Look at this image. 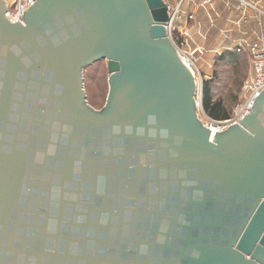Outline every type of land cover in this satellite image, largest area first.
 Instances as JSON below:
<instances>
[{"label": "water", "instance_id": "95a60500", "mask_svg": "<svg viewBox=\"0 0 264 264\" xmlns=\"http://www.w3.org/2000/svg\"><path fill=\"white\" fill-rule=\"evenodd\" d=\"M170 21L165 0H36L23 20L0 0V264H264V91L212 133Z\"/></svg>", "mask_w": 264, "mask_h": 264}, {"label": "rangeland", "instance_id": "374dc122", "mask_svg": "<svg viewBox=\"0 0 264 264\" xmlns=\"http://www.w3.org/2000/svg\"><path fill=\"white\" fill-rule=\"evenodd\" d=\"M12 1L13 0H9L11 3ZM246 1L252 2L253 0ZM228 3H230V5L232 4L233 6L235 5L237 12L239 11V1L228 0V2L224 4ZM258 7L262 9L260 6ZM197 9L202 10L206 16V10L201 8ZM191 24L192 22H190L188 25ZM180 31L182 30L180 29ZM237 31L238 30H235L233 33H230V35H228L229 39L223 37L222 40L224 47L221 48V50L217 53L209 50L213 46L215 47V44H218L216 43L218 40L217 36H213L212 38L209 36L208 38L206 34H202V36L199 34L200 38L202 39L201 42H204V44L197 41H190V49L188 46L184 48V50L187 52H191L196 48H199L203 52V55L194 60V63L199 69L201 75L200 78L202 79V84H200L202 97L204 84L206 82H210L214 98L216 100H221L227 108V112L229 114V117H227L228 119L235 116L244 104L245 99L243 86L246 80H248L252 75L251 56L247 53H237L235 49L233 50L236 45L235 41L241 39L238 38ZM173 35L175 38L181 37L177 29L173 31ZM183 38L186 40V37ZM224 41H227L228 45L225 44ZM178 45L180 48H183L185 44H183L182 41H179ZM226 53H236L238 54V59L221 61L219 59L220 56ZM195 71L198 73L197 69H195ZM84 79L87 101L89 105H93L95 110H101L105 106L109 94V73L107 69V62L102 60L87 67L84 71ZM206 114L211 117L209 113L206 112ZM211 118L213 119V117Z\"/></svg>", "mask_w": 264, "mask_h": 264}, {"label": "built area", "instance_id": "2783aa9c", "mask_svg": "<svg viewBox=\"0 0 264 264\" xmlns=\"http://www.w3.org/2000/svg\"><path fill=\"white\" fill-rule=\"evenodd\" d=\"M192 0H180L179 4L175 7H170V15L171 21L168 25V33L169 38L173 42L176 47L181 59L185 62V64L192 70L195 79L197 81L198 92H197V101L199 103V118L203 122V124L208 127L211 131V126L218 127L219 130L217 132H222L226 130L229 126L233 124L240 123L242 119L249 113L250 109L255 103V99L264 91V31L256 32L254 34V39H250L248 37H242L239 40H236L235 49L237 53H247L252 58V75L248 80H246L243 86L244 99L245 102L242 105L239 112L226 120H215L209 117L203 109L202 106V91H200V84H202V79L200 78V72L197 68L194 60L199 58V56L203 55V52L196 48L191 52H187L184 50L186 46L190 49V41L192 37L190 35V22H194L195 12L194 11H186L184 9L185 4L191 3ZM240 2L239 11L243 14L251 11H258L260 16H264V10L260 9L258 5L254 1L247 2L246 0H237ZM5 2L10 6L11 18L23 20L25 13L32 7L36 0H13L12 3L9 0H5ZM226 3L228 0H200L198 3H194V10L197 8L204 9L208 11L210 8H213L216 3ZM178 30L181 37H174L173 31ZM180 29L182 31H180ZM198 34L202 36V32L198 30ZM186 37V40L183 38ZM182 41L184 45L183 48H180L178 42ZM194 42V41H193ZM231 49V48H230ZM195 69L198 70L196 73ZM216 132V133H217Z\"/></svg>", "mask_w": 264, "mask_h": 264}, {"label": "crops", "instance_id": "0c3cea01", "mask_svg": "<svg viewBox=\"0 0 264 264\" xmlns=\"http://www.w3.org/2000/svg\"><path fill=\"white\" fill-rule=\"evenodd\" d=\"M170 7H175L179 4L180 0H165ZM256 5L260 6L264 10V0H253ZM200 0H192L191 3L185 4L184 9L186 11H194L196 20L190 25V35L194 42H201L202 39L198 34V30L202 34H206L207 37L217 36L215 47L210 48V51L218 52L224 47L223 37L228 38L230 33L238 30V38L248 37L254 39V34L256 32L260 33L264 31V18L260 16L258 11H249L246 14L237 12L235 5L232 6L230 3L222 4L216 3L213 8L206 11V16L200 9H195L193 7L194 3H198ZM208 19V21H207ZM229 39V38H228ZM229 41V40H228ZM225 42V41H224ZM231 42V40H230ZM225 44L228 45L226 41Z\"/></svg>", "mask_w": 264, "mask_h": 264}, {"label": "trees", "instance_id": "16d2710c", "mask_svg": "<svg viewBox=\"0 0 264 264\" xmlns=\"http://www.w3.org/2000/svg\"><path fill=\"white\" fill-rule=\"evenodd\" d=\"M221 61L224 60H236L238 54L226 53L221 55L219 58ZM210 82H206L203 88L202 106L205 112L209 113L215 120H226L229 117L227 108L221 100H216L212 93Z\"/></svg>", "mask_w": 264, "mask_h": 264}, {"label": "flooded vegetation", "instance_id": "af4514ba", "mask_svg": "<svg viewBox=\"0 0 264 264\" xmlns=\"http://www.w3.org/2000/svg\"><path fill=\"white\" fill-rule=\"evenodd\" d=\"M116 216H117V215H116V213H115L113 219H117ZM126 216H127V217H126V220H129V214H127ZM115 217H116V218H115ZM138 222H139V220L137 221L136 226L138 225ZM157 225H158V219H157V217H154L152 228H157ZM139 228H140V227H139ZM166 229H167V228H166V226H165V224H164L161 230H162V232H165ZM176 229H177L176 227H173V230L171 231V233H172V234H176ZM144 230H145V232H144L145 235H149V236L152 237L153 233L148 232L147 228H145ZM73 232H74L75 234H78V233H79L78 230H75V229L73 230ZM128 232H129V229H128L127 227H125V228H124V234L127 235ZM92 234H93V235H92ZM181 234L184 235V230L182 231ZM90 235H92V236L95 235L94 230L92 231V233H91ZM116 235H117V230H115V229L112 230V235H111V236L115 237ZM172 244L174 245V247H178V246L181 245L180 242L175 241V240H172ZM72 249H75V247H73ZM90 249H91V248H90ZM102 252H103V251H102Z\"/></svg>", "mask_w": 264, "mask_h": 264}, {"label": "bare ground", "instance_id": "6f19581e", "mask_svg": "<svg viewBox=\"0 0 264 264\" xmlns=\"http://www.w3.org/2000/svg\"><path fill=\"white\" fill-rule=\"evenodd\" d=\"M211 129H212V133L214 134L219 130V128L215 126H211Z\"/></svg>", "mask_w": 264, "mask_h": 264}]
</instances>
